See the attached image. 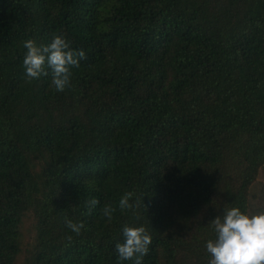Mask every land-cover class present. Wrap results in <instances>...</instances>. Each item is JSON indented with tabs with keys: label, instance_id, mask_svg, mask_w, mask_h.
<instances>
[{
	"label": "trees",
	"instance_id": "1",
	"mask_svg": "<svg viewBox=\"0 0 264 264\" xmlns=\"http://www.w3.org/2000/svg\"><path fill=\"white\" fill-rule=\"evenodd\" d=\"M54 34L85 52L63 92L22 67ZM260 173L264 0H0V264H117L125 224L143 264H206L223 207L264 209Z\"/></svg>",
	"mask_w": 264,
	"mask_h": 264
},
{
	"label": "clouds",
	"instance_id": "2",
	"mask_svg": "<svg viewBox=\"0 0 264 264\" xmlns=\"http://www.w3.org/2000/svg\"><path fill=\"white\" fill-rule=\"evenodd\" d=\"M23 48L25 78L34 80L50 74L51 86L57 92H63L69 85L70 69L79 67V61L85 56L83 50L71 48L67 39L59 34H54L47 43L38 44L27 39L23 41ZM97 203L95 197L87 201L90 207H95ZM141 203L142 196L125 191L115 207L105 205L102 214L107 221H111L117 209L122 213L134 211ZM208 224L213 236L204 242L206 264H264V209L248 212L239 206L223 207L222 213ZM65 226L77 235L84 227L83 222L67 218ZM121 235L123 239L114 244L117 264L125 261L143 264L152 242L144 224L122 225Z\"/></svg>",
	"mask_w": 264,
	"mask_h": 264
},
{
	"label": "rangeland",
	"instance_id": "3",
	"mask_svg": "<svg viewBox=\"0 0 264 264\" xmlns=\"http://www.w3.org/2000/svg\"><path fill=\"white\" fill-rule=\"evenodd\" d=\"M264 179V177H263V173H260V175H259V180H263Z\"/></svg>",
	"mask_w": 264,
	"mask_h": 264
}]
</instances>
